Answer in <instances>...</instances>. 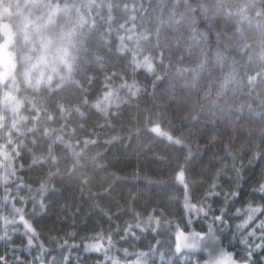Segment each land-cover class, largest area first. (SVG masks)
Wrapping results in <instances>:
<instances>
[{"label": "trees", "instance_id": "16d2710c", "mask_svg": "<svg viewBox=\"0 0 264 264\" xmlns=\"http://www.w3.org/2000/svg\"><path fill=\"white\" fill-rule=\"evenodd\" d=\"M72 1L81 85L0 102V264H202L180 245L194 233L245 259L236 222L264 205V0Z\"/></svg>", "mask_w": 264, "mask_h": 264}, {"label": "clouds", "instance_id": "9594fccd", "mask_svg": "<svg viewBox=\"0 0 264 264\" xmlns=\"http://www.w3.org/2000/svg\"><path fill=\"white\" fill-rule=\"evenodd\" d=\"M10 2L11 0H0V8L7 6ZM29 6L40 8L41 11L34 18L29 17L27 29L18 31L17 36L11 41L0 40V45L7 47L14 61L10 68L0 65L4 73L0 74V80L11 76L16 82L13 84L14 89L20 88L23 84L27 88L39 91L41 85H44L49 92L53 89L61 90L62 85L66 88L80 86L81 80L86 76V58L84 55L85 33L82 31L83 17L79 9L72 11L73 6L57 3L55 7L58 10L66 8L67 11L53 19L49 11L53 5L50 3L33 2ZM258 15L264 16V12ZM226 84L225 80L222 89ZM53 102L60 108L61 113L70 111L55 97ZM40 111L41 108L37 107L38 114ZM77 111H79L78 108ZM52 115L53 111H48V119H51ZM0 119L3 117L0 116ZM176 142L180 143L179 139ZM207 259L203 261L205 264ZM212 264H219L218 258L213 259Z\"/></svg>", "mask_w": 264, "mask_h": 264}, {"label": "rangeland", "instance_id": "374dc122", "mask_svg": "<svg viewBox=\"0 0 264 264\" xmlns=\"http://www.w3.org/2000/svg\"><path fill=\"white\" fill-rule=\"evenodd\" d=\"M36 1L38 0H11L7 6L0 8V30L3 33V40H6V42L11 41L17 36L18 31L27 29L29 17L34 18L37 14L33 11L34 7H30L29 5ZM88 2H90V0H85L86 4H84L88 5ZM48 3L49 1L43 2V4ZM57 3L59 5L73 6L72 11H75L76 9H79L80 11V8L83 4V2L76 3L72 0L64 2H51L50 4L53 5V7L50 8L49 11L51 12L53 19H55L61 13L67 11L66 8L58 10L57 7H55ZM80 13L84 19L85 15H83V11H80ZM13 63L14 61L11 54L8 52L7 47L5 45H0V65L10 68ZM0 74H4L2 69H0ZM10 77L11 76H9L8 79ZM8 79L0 80V86ZM13 84L14 82L5 88V90L0 91V102L8 107H11L12 109H17L20 102L16 88H13ZM106 100L108 101L109 98L107 97ZM200 234L201 233L181 234L179 236V240L181 242L180 245L189 251H205L206 249L210 250L215 256H218L219 264H231V260L234 258L227 255L229 252H227L219 243H217L213 235Z\"/></svg>", "mask_w": 264, "mask_h": 264}, {"label": "snow or ice", "instance_id": "6c2138e0", "mask_svg": "<svg viewBox=\"0 0 264 264\" xmlns=\"http://www.w3.org/2000/svg\"><path fill=\"white\" fill-rule=\"evenodd\" d=\"M148 67L151 68V64H148ZM107 95V94H106ZM152 129L154 131L159 132L160 126L157 123H153L151 125ZM180 175V174H178ZM258 191L264 193V183H261L259 185ZM233 195H238V193L233 192ZM245 208L247 210V214L243 217V219L236 222V231L244 232L245 229H247L246 232L241 236V243L246 245V252H245V259H232L231 264H250L251 257L253 254V249L257 248H264V216H261L259 219H257V216L264 212V205L261 204H247L245 205ZM223 211V210H221ZM240 209H237V212H239ZM217 220L222 219V216L216 217ZM253 221H255L253 223ZM226 223V221H225ZM259 226L261 229L260 232H257L255 229ZM212 226L209 224V232H211ZM236 231L233 232V236L235 237ZM200 235H203L202 233ZM251 236L253 239V243L249 244L247 237ZM257 237L259 239L257 240ZM206 255L208 257L207 264H212L213 259H217L218 257L214 256V254L210 250H205ZM229 257H233L234 253L227 254ZM202 264H205V262H202Z\"/></svg>", "mask_w": 264, "mask_h": 264}]
</instances>
